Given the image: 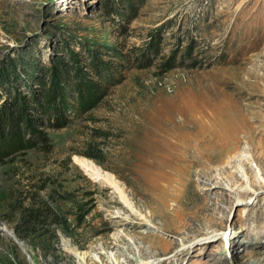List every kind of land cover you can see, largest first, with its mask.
Returning <instances> with one entry per match:
<instances>
[{
	"label": "rangeland",
	"instance_id": "rangeland-1",
	"mask_svg": "<svg viewBox=\"0 0 264 264\" xmlns=\"http://www.w3.org/2000/svg\"><path fill=\"white\" fill-rule=\"evenodd\" d=\"M58 62L49 117L18 135L0 118V264H264V0H0V104L31 111ZM79 77L98 98L77 111ZM216 99L243 162L144 177L148 134Z\"/></svg>",
	"mask_w": 264,
	"mask_h": 264
},
{
	"label": "bare ground",
	"instance_id": "bare-ground-1",
	"mask_svg": "<svg viewBox=\"0 0 264 264\" xmlns=\"http://www.w3.org/2000/svg\"><path fill=\"white\" fill-rule=\"evenodd\" d=\"M185 104L187 110L178 112L182 118L176 120L177 113H171L166 127L149 133L146 149L135 158V166L143 167L144 177L151 181L174 179L175 176L192 184L195 172L189 170L190 168L201 166L210 170L213 165L218 171L215 176L218 180L226 174L230 175L232 168H236L246 157V150L239 151L242 140L238 136L244 129V123L236 114L233 102L216 99L189 101ZM248 137L246 136L247 139ZM180 161L186 163L185 170L178 167L177 162ZM79 164L107 183L113 180L111 175L97 168L91 169L83 160H79ZM251 174L256 175L253 171ZM192 195L195 196L193 192ZM115 202L122 205L121 201ZM120 218L115 216L113 221L127 225ZM66 245L67 249L70 248L69 244Z\"/></svg>",
	"mask_w": 264,
	"mask_h": 264
},
{
	"label": "trees",
	"instance_id": "trees-1",
	"mask_svg": "<svg viewBox=\"0 0 264 264\" xmlns=\"http://www.w3.org/2000/svg\"><path fill=\"white\" fill-rule=\"evenodd\" d=\"M72 69L76 71V77H78L81 73L80 68L78 69L75 65H73ZM64 68L62 67V62H58L55 65V68L50 72L49 79L47 84L44 82L42 84L43 88L40 90V94L31 96V103H34L30 108L25 107L23 104V100L17 101V99H13V102H4L0 104V118L2 119V124L10 126L13 131L18 135L22 129L33 128L40 120V118L45 115L49 117L50 112H54L55 102L59 100L60 102H64L65 100V88L64 84L61 82L64 80H68V75L63 74ZM75 76V75H74ZM81 76V75H80ZM80 78L79 86H75V94L77 96L75 103V110H83L86 106H91L95 103L98 97V89L95 87V84L92 81H86ZM35 107H38L39 113L36 115L33 111H37ZM63 106L61 107V109ZM64 111V108H63ZM61 113V112H60ZM41 117H40V115ZM1 123V121H0ZM22 137V135H20ZM26 217L30 216V211H26Z\"/></svg>",
	"mask_w": 264,
	"mask_h": 264
}]
</instances>
